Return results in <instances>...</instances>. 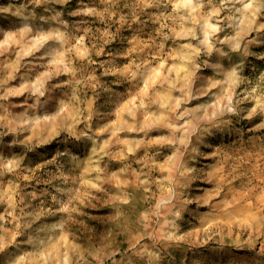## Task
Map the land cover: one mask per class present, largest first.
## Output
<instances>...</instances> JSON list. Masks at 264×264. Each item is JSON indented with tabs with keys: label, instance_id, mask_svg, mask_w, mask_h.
I'll use <instances>...</instances> for the list:
<instances>
[{
	"label": "rangeland",
	"instance_id": "rangeland-1",
	"mask_svg": "<svg viewBox=\"0 0 264 264\" xmlns=\"http://www.w3.org/2000/svg\"><path fill=\"white\" fill-rule=\"evenodd\" d=\"M0 264H264V0H0Z\"/></svg>",
	"mask_w": 264,
	"mask_h": 264
}]
</instances>
